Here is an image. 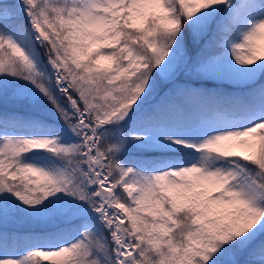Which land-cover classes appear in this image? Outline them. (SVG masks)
Masks as SVG:
<instances>
[{
    "label": "snow or ice",
    "instance_id": "snow-or-ice-1",
    "mask_svg": "<svg viewBox=\"0 0 264 264\" xmlns=\"http://www.w3.org/2000/svg\"><path fill=\"white\" fill-rule=\"evenodd\" d=\"M0 264H264V0H0Z\"/></svg>",
    "mask_w": 264,
    "mask_h": 264
},
{
    "label": "rangeland",
    "instance_id": "rangeland-1",
    "mask_svg": "<svg viewBox=\"0 0 264 264\" xmlns=\"http://www.w3.org/2000/svg\"><path fill=\"white\" fill-rule=\"evenodd\" d=\"M4 107H6V108H8V109H11V107H12V104H11V102H8ZM9 228H13V226L12 225H9Z\"/></svg>",
    "mask_w": 264,
    "mask_h": 264
},
{
    "label": "trees",
    "instance_id": "trees-1",
    "mask_svg": "<svg viewBox=\"0 0 264 264\" xmlns=\"http://www.w3.org/2000/svg\"><path fill=\"white\" fill-rule=\"evenodd\" d=\"M11 230V228H9Z\"/></svg>",
    "mask_w": 264,
    "mask_h": 264
}]
</instances>
